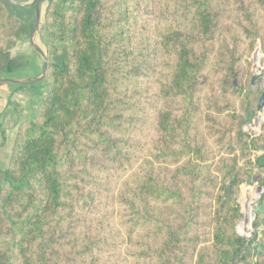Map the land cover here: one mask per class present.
<instances>
[{"label": "trees", "instance_id": "obj_1", "mask_svg": "<svg viewBox=\"0 0 264 264\" xmlns=\"http://www.w3.org/2000/svg\"><path fill=\"white\" fill-rule=\"evenodd\" d=\"M41 3L46 95L0 170V264H264V210L237 203L264 169V0ZM32 27L0 0V80Z\"/></svg>", "mask_w": 264, "mask_h": 264}, {"label": "crops", "instance_id": "obj_2", "mask_svg": "<svg viewBox=\"0 0 264 264\" xmlns=\"http://www.w3.org/2000/svg\"><path fill=\"white\" fill-rule=\"evenodd\" d=\"M29 4L13 6L11 11L14 16L24 24L34 25L35 9ZM43 3L39 5L38 29L30 36H21L14 49L12 58L22 59L27 65L5 77L0 85V170H6L12 155L19 127L24 122L32 119L43 98L46 88L42 83L43 57L36 50L43 52L45 37L42 29ZM34 37L37 39L36 43ZM5 190V191H4ZM8 185L2 187L1 196L5 197Z\"/></svg>", "mask_w": 264, "mask_h": 264}, {"label": "rangeland", "instance_id": "obj_3", "mask_svg": "<svg viewBox=\"0 0 264 264\" xmlns=\"http://www.w3.org/2000/svg\"><path fill=\"white\" fill-rule=\"evenodd\" d=\"M6 2L8 3L9 9L11 11L13 6L29 4L31 1L26 2L25 0H6ZM30 33L28 34V36H30ZM34 41L35 43L37 41L35 37H34ZM13 49H11V51ZM11 51H10V55H11ZM250 64H251L252 76L254 78H257L259 81L258 84H254V78H253V82H250L249 84L250 90L259 91L260 94H262L264 92V54L261 52L258 46H256L255 50L253 51L251 55ZM263 126H264V110L263 111L257 110L253 123L248 127V132L250 133V135H257V133L262 130ZM256 155L262 157L264 156V151L258 152ZM263 177H264V169L260 170L254 167L252 170L251 176H250L251 184L249 186H246L245 184L241 186V192L237 198V203L244 216L246 215V212L248 210H250L249 211L250 215L251 214L253 215L261 214L262 202L260 201L264 197V191H262L259 194V196H255L254 199H253L252 193H255L254 195H257L256 192H258V187H259L257 181L262 179Z\"/></svg>", "mask_w": 264, "mask_h": 264}, {"label": "water", "instance_id": "obj_4", "mask_svg": "<svg viewBox=\"0 0 264 264\" xmlns=\"http://www.w3.org/2000/svg\"><path fill=\"white\" fill-rule=\"evenodd\" d=\"M43 0H33L32 5H34V9H35V20H34V25L32 27L31 33H30V37L33 36L34 32L36 31L37 27H38V23H39V5ZM36 50L40 53V55L43 57L44 63H43V69H42V76L41 78H43L44 73H45V69H46V64L47 61L45 59V56L43 54V52H41L40 50H38L36 48ZM6 82L5 80H0V84ZM253 82V79L252 81ZM258 111H263L264 110V92L261 94L260 98H259V103H258V107H257ZM251 184V179H249L245 185L249 186ZM264 191V190H263ZM264 210V203L261 206V214ZM245 218H248V213L246 212Z\"/></svg>", "mask_w": 264, "mask_h": 264}]
</instances>
